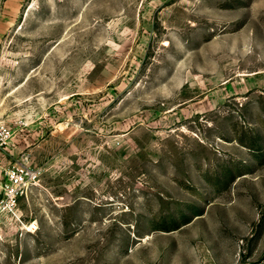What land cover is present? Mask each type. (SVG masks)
Returning a JSON list of instances; mask_svg holds the SVG:
<instances>
[{
	"label": "rangeland",
	"instance_id": "374dc122",
	"mask_svg": "<svg viewBox=\"0 0 264 264\" xmlns=\"http://www.w3.org/2000/svg\"><path fill=\"white\" fill-rule=\"evenodd\" d=\"M0 126V264H264V0H0Z\"/></svg>",
	"mask_w": 264,
	"mask_h": 264
},
{
	"label": "built area",
	"instance_id": "2783aa9c",
	"mask_svg": "<svg viewBox=\"0 0 264 264\" xmlns=\"http://www.w3.org/2000/svg\"><path fill=\"white\" fill-rule=\"evenodd\" d=\"M12 131L6 126H0V156L6 151L12 141ZM0 179V242L4 241L7 227L18 217L19 201L28 196L29 190L36 186L40 171L32 168L28 160L16 162L3 169Z\"/></svg>",
	"mask_w": 264,
	"mask_h": 264
},
{
	"label": "bare ground",
	"instance_id": "6f19581e",
	"mask_svg": "<svg viewBox=\"0 0 264 264\" xmlns=\"http://www.w3.org/2000/svg\"><path fill=\"white\" fill-rule=\"evenodd\" d=\"M27 229H28V228H27ZM34 229H36V226H33V227L29 228V229H28V232H33V231H35Z\"/></svg>",
	"mask_w": 264,
	"mask_h": 264
}]
</instances>
